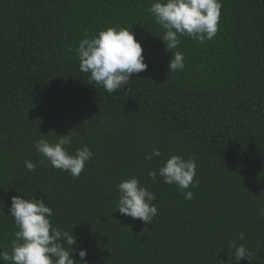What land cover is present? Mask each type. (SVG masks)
<instances>
[{"label": "trees", "instance_id": "obj_1", "mask_svg": "<svg viewBox=\"0 0 264 264\" xmlns=\"http://www.w3.org/2000/svg\"><path fill=\"white\" fill-rule=\"evenodd\" d=\"M151 2L0 0V250L12 251L20 195L45 200L88 264H235L233 240L264 264V0H222L217 35L180 37L185 68L171 75ZM115 26L134 33L148 67L109 94L69 47ZM67 134L70 153L94 154L78 178L38 163L35 142ZM153 148L163 155L145 160ZM171 155L196 161L191 200L148 176ZM131 177L156 196L151 224L116 211Z\"/></svg>", "mask_w": 264, "mask_h": 264}, {"label": "clouds", "instance_id": "obj_2", "mask_svg": "<svg viewBox=\"0 0 264 264\" xmlns=\"http://www.w3.org/2000/svg\"><path fill=\"white\" fill-rule=\"evenodd\" d=\"M222 0H153L147 11L155 22L164 30L161 39L166 51L171 53L169 63L170 75L185 68L183 54L173 52L181 44L180 37L187 36L201 44L212 40L218 33L221 16ZM74 51L79 60L80 71L89 74L88 83L100 86L111 94L117 90L129 89L133 75L146 71L141 43L134 33L124 27L115 26L100 30L91 38L85 30L84 37L78 42ZM43 137V135H42ZM55 141L41 138L35 142V149L42 159L39 164L47 163L54 169L68 172L73 178H78L90 162L93 152L84 145L75 153L69 152L72 137L57 136ZM163 153L153 148L145 155V160L161 157ZM27 170L34 172L36 163L24 161ZM148 176L155 181L157 176L163 182L175 185L185 199L191 200L193 192L190 188L199 187L195 180L196 161L193 158L184 159L179 155H171L157 170H149ZM119 200L117 208L122 215L139 219L145 224H151L158 209L152 202L156 199L154 193L140 185L136 177L121 181L117 185ZM264 216V208L259 210ZM13 218L19 229L14 233L11 253L0 250V262L10 261L11 264H88L87 250L73 246L76 238L51 223L53 210L46 205L44 199L25 198L14 195L8 214ZM245 233L238 234V240H244ZM66 245V246H65ZM233 250L232 258L235 264L247 260L252 264V252L237 240L230 242ZM78 255L79 261L73 259Z\"/></svg>", "mask_w": 264, "mask_h": 264}]
</instances>
